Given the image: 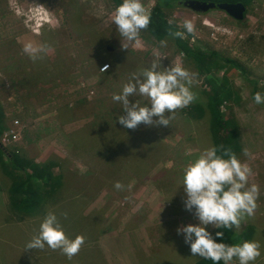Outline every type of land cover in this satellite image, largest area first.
Masks as SVG:
<instances>
[{"label":"rangeland","instance_id":"rangeland-1","mask_svg":"<svg viewBox=\"0 0 264 264\" xmlns=\"http://www.w3.org/2000/svg\"><path fill=\"white\" fill-rule=\"evenodd\" d=\"M142 3L150 11L154 0ZM245 6L239 22L219 10L198 14L180 5L165 15L191 47L218 52L248 73L250 81L227 65L212 71L220 93L232 86L240 96L223 104L222 112L238 124L236 157L251 169L248 185L259 189L254 214L246 220L256 227L257 264H264V104L253 101L256 92L264 94V0ZM115 7L112 0H0V106L6 128L1 145L53 176L48 185L34 182L42 205L19 216L3 199L10 179L0 169V264H96L101 246L111 249L102 251L101 264H193L198 258L176 229L198 223L184 209L181 177L188 163L212 147L209 115L197 119L193 110L205 105L211 91L173 39L158 42L144 30L134 41L122 37L112 22ZM185 21L192 22L193 32H186ZM29 42L47 44L48 50L34 61L23 51ZM156 59L163 67L180 64L195 73L197 99L175 110L168 126L127 129L116 119L124 111L112 96ZM129 102L148 101L135 95ZM117 181L123 190L113 187ZM99 193H107L105 199ZM132 201L138 207L129 212ZM50 211L70 239L85 237L71 260L60 249L25 248ZM128 220L137 231L106 245L111 232L128 228Z\"/></svg>","mask_w":264,"mask_h":264},{"label":"clouds","instance_id":"clouds-1","mask_svg":"<svg viewBox=\"0 0 264 264\" xmlns=\"http://www.w3.org/2000/svg\"><path fill=\"white\" fill-rule=\"evenodd\" d=\"M150 21L151 12L144 7L142 0H122L115 7L112 17L120 35L128 41L136 40ZM183 27L188 33L194 30L191 21H185ZM183 34L177 31L173 35L181 37ZM47 50V44L34 47L31 42L23 48L34 61ZM106 68L107 65L104 70ZM195 76V73L189 72L180 64L163 67L161 59L153 60L149 66L133 73L118 94H113L112 100L120 103L124 111V115L116 117L117 121L127 129H135L140 124L168 126L175 110L196 101L197 95L192 90L196 82ZM135 95L146 97L148 102L143 106L138 102L130 103L129 98ZM253 101L257 105L264 104V94L256 92ZM166 111L169 113L167 117ZM250 172L251 169L242 164L230 150L218 151L215 146L203 150L182 169L184 209L192 212L198 223L178 226L176 231L178 235H182L192 256L211 260L213 264L221 261L223 264H232L234 258L238 264H251L261 255L258 241L245 240L228 245L217 242L223 236L222 231H216L213 235L206 227L239 228L245 216L254 214L259 189L254 184L248 185ZM113 187L123 190L125 186L117 181ZM63 215L66 219L67 214ZM84 243L83 235L71 239L66 236L56 213L50 211L25 248L43 249L47 246L53 250L60 249L71 260Z\"/></svg>","mask_w":264,"mask_h":264},{"label":"trees","instance_id":"trees-1","mask_svg":"<svg viewBox=\"0 0 264 264\" xmlns=\"http://www.w3.org/2000/svg\"><path fill=\"white\" fill-rule=\"evenodd\" d=\"M114 5L117 6L122 0H112ZM183 0H154V5L151 12V21L146 29H143L147 35L155 41L161 42L166 39H173L177 47L181 48L195 64L198 75L203 79L204 85L211 91V95L205 98V105L198 104L194 107V112L197 114V119L209 115V135L211 138L212 146L218 148V151L224 149L230 150L236 155L238 151L237 140L239 136V128L235 119H228L222 112V105L226 103H235L239 101L240 96L232 86H226L222 93L218 91V82L216 81L212 71L214 69H222L226 65L233 70L240 71L247 77V71L235 63L230 58L222 57L218 52L212 50H202L198 47H191L188 42L184 41L182 36L177 37L173 35L175 32L180 31L177 26L172 25L166 19L165 11L178 7V2ZM210 1L214 3H236L242 2L244 5L249 0H200ZM253 93L256 91V84H253ZM1 106H0V136H4L2 131L6 130L4 125ZM0 138V169L5 176L10 179L7 189L8 201L11 209L17 213H32L35 208L42 205L38 199L36 183L48 185V182L53 179V176L41 170L40 165L36 166L33 162H29L25 158H19L16 153L7 152L1 144ZM33 168L32 174H25L27 168ZM46 170H48L46 168ZM49 171V170H48ZM62 178V177H61ZM60 178V179H61ZM62 180V179H61ZM35 188V189H34ZM248 216H245L241 221L239 228L229 229H215L222 231V238H218L217 242L225 244L240 243L245 240H252L255 233V226L248 222ZM246 225V226H244ZM195 264H213L211 260L201 259ZM223 264V261L219 262Z\"/></svg>","mask_w":264,"mask_h":264},{"label":"water","instance_id":"water-1","mask_svg":"<svg viewBox=\"0 0 264 264\" xmlns=\"http://www.w3.org/2000/svg\"><path fill=\"white\" fill-rule=\"evenodd\" d=\"M180 6L198 14L207 13L211 10H219L237 21L244 19L246 11V6L242 2L214 3L200 0H183Z\"/></svg>","mask_w":264,"mask_h":264},{"label":"crops","instance_id":"crops-1","mask_svg":"<svg viewBox=\"0 0 264 264\" xmlns=\"http://www.w3.org/2000/svg\"><path fill=\"white\" fill-rule=\"evenodd\" d=\"M5 131V130H4ZM100 194V193H99ZM107 193H105L103 196L100 194V198L103 200V199H105V195H106ZM2 195H3V199H4V197H5V203H7V200H8V198H7V195L6 194H4V193H2ZM141 202H143V201H138V203H141ZM98 207H100V209L99 210H97L99 213H100V216H102V212H103V210H104V205L102 204V202L98 205ZM137 207H138V205L134 202V201H132L131 202V205H130V207L128 208V211L129 212H134V211H136V209H137ZM99 216V217H100ZM132 222V220H128L126 223H129V226H128V228L126 229L125 227H124V230L123 231H121L119 234H116V233H113V232H111L110 234H109V237H108V239H107V241H106V245L108 244V240H110V239H112V238H117L118 236H121L122 234H124V233H132V231H137V228L135 227V228H132L133 227V224L131 223ZM136 226V225H135ZM244 226H246V225H244ZM131 228V229H130ZM146 231H147V229H149V228H144ZM216 228H213L212 229V231H211V233L213 234V232H214V230H215ZM178 239L181 241V237L180 236H178ZM101 241L103 242V239H101ZM170 243V242H169ZM183 243H184V241H183ZM184 245H186L185 243H184ZM104 247H106V246H104ZM101 248H102V246H101ZM101 248H100V250L97 252V254H99L98 256H97V258H98V263H96V264H101V260L104 258V256H103V253H102V251H104V250H108V251H111V249L110 248H106V249H103V250H101ZM47 258L48 259H50L51 260V258H52V256H47ZM105 259V258H104ZM201 259H204V258H201V257H198L195 261H194V263L193 264H195L198 260H201ZM40 260V259H39ZM259 260L260 259H256L255 261H253V262H251V264H257L258 262H259ZM261 261V260H260ZM233 263H235V264H238V261H236L235 260V258H234V260H233ZM19 264H21L20 263V261H19Z\"/></svg>","mask_w":264,"mask_h":264},{"label":"built area","instance_id":"built-area-1","mask_svg":"<svg viewBox=\"0 0 264 264\" xmlns=\"http://www.w3.org/2000/svg\"><path fill=\"white\" fill-rule=\"evenodd\" d=\"M104 68H105V66H104L103 68L100 69V71H101L100 73H102V74H103V73H106V71H107L106 69H107L108 67H107L105 70H104Z\"/></svg>","mask_w":264,"mask_h":264},{"label":"bare ground","instance_id":"bare-ground-1","mask_svg":"<svg viewBox=\"0 0 264 264\" xmlns=\"http://www.w3.org/2000/svg\"><path fill=\"white\" fill-rule=\"evenodd\" d=\"M180 3H181V1H180V2H178V4H179V5H180ZM245 12H246V11H245ZM245 16H246V14H245ZM245 16H244V19H245ZM244 19H243V20H244ZM243 20H242V21H243ZM236 21H237V20H236ZM238 22H239V21H238Z\"/></svg>","mask_w":264,"mask_h":264}]
</instances>
